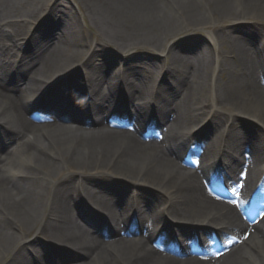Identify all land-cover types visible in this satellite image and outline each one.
Returning <instances> with one entry per match:
<instances>
[{
	"label": "bare ground",
	"instance_id": "obj_1",
	"mask_svg": "<svg viewBox=\"0 0 264 264\" xmlns=\"http://www.w3.org/2000/svg\"><path fill=\"white\" fill-rule=\"evenodd\" d=\"M72 1L0 0V264H264V0Z\"/></svg>",
	"mask_w": 264,
	"mask_h": 264
},
{
	"label": "rangeland",
	"instance_id": "obj_2",
	"mask_svg": "<svg viewBox=\"0 0 264 264\" xmlns=\"http://www.w3.org/2000/svg\"><path fill=\"white\" fill-rule=\"evenodd\" d=\"M24 1H26L27 2V0H24ZM60 1H63L64 3H72L73 4V10H74V12L75 13H77L78 14V9H77V7H76V5L73 3V1L72 0H60ZM54 2H55V0H54ZM32 3H33V1H32ZM35 5V1H34V3H33V6ZM46 6V5H45ZM52 6H53V3L52 4H50L49 5V7H48V10H50L51 8H52ZM48 10H46L45 12H43L42 14V16H40L41 14L39 13V14H34V15H32L31 17H28L27 18V20H26V22L29 20H31L30 21V23L29 24H27V28H25V30H23V32H25V31H29L30 33H34L35 31H36V28H37V24H38V22L44 17V15H45V13H47L48 12ZM39 16V17H38ZM79 21H80V23H81V25L85 28V31H86V33L88 34V36L90 37L91 36V31H93V29L91 28V26H92V23H91V21L90 20H87V18H86V21L85 22H83L82 23V20H81V18H80V16H79ZM50 22H51V20H50ZM229 24V23H228ZM227 23H220L219 25H228ZM245 26H247L248 28L249 27H253L254 25L256 26V25H260L261 26V31L263 32L264 31V23H263V25L260 23V21L259 20H255V19H251V20H249V21H247V22H245V24H244ZM259 26V27H260ZM199 38H201L202 40H208L207 39V36H206V33H203V32H200L199 33ZM94 36H95V34H94ZM23 37H24V35H22L20 38V40H19V44H22L23 46H22V50H20L21 51V53L22 54H24L25 52H27V48H26V46H27V44L25 45V43H26V41L25 40H23ZM38 37H39V31L38 32H36L35 33V35H34V39H38ZM25 41V42H24ZM18 49V51H19V47L17 48ZM105 49H107V50H110V51H108L109 52V55L114 59V61H115V63H112L113 65H115L116 66V64L117 65H120V67H122V66H128L129 65V60H128V57L126 56V55H124V54H120L119 52H117L115 49H114V47H112V46H106V48ZM28 52H29V50H28ZM130 54H133V57L134 58H140V60L139 61H143V60H146V59H150V57H153V58H155V56H156V58H158V59H155V62H153V67H152V69H151V72H150V75L152 74V77H153V80H156L157 79V86H159V85H161V83L164 81V77H165V72L166 71H164L163 70V67L164 68H166V67H168L169 65H172V62L170 61H167L166 59H165V57L163 56V57H161V56H159V55H157V54H155L153 51H149V50H146V49H142V50H140V49H138V50H133V51H131L130 52ZM114 66V67H115ZM77 69L78 68H73V69H71L70 70V72H69V74H68V76H72L76 71H77ZM163 71V72H162ZM66 79H67V81H68V77H66ZM73 81H74V79H73ZM78 84H81L82 82L79 80V81H76ZM202 127V126H201ZM256 127H259V126H256ZM199 128H200V126H199ZM194 131H197V129H195ZM23 167V166H22ZM178 201V200H177ZM189 226V225H188ZM184 227H186V226H184ZM17 234L20 236L21 235V233L20 232H17ZM34 236V235H33ZM45 242L47 243V241L44 239V238H41V237H39V243L41 244V245H45ZM39 249V246H36V248H34L35 250L36 249ZM193 248H194V251H195V253L198 251V246L196 245V244H194L193 245ZM261 254V253H260ZM46 257H47V255H46ZM261 259V258H260ZM261 261V260H260ZM262 263V262H261Z\"/></svg>",
	"mask_w": 264,
	"mask_h": 264
}]
</instances>
